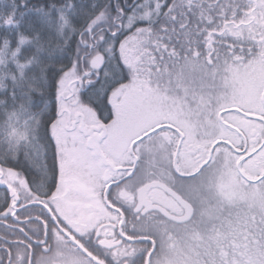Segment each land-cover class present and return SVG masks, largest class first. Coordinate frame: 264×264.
Instances as JSON below:
<instances>
[{
  "label": "snow or ice",
  "instance_id": "1",
  "mask_svg": "<svg viewBox=\"0 0 264 264\" xmlns=\"http://www.w3.org/2000/svg\"><path fill=\"white\" fill-rule=\"evenodd\" d=\"M0 264H264V0H0Z\"/></svg>",
  "mask_w": 264,
  "mask_h": 264
}]
</instances>
